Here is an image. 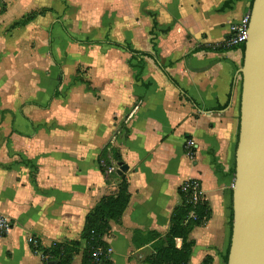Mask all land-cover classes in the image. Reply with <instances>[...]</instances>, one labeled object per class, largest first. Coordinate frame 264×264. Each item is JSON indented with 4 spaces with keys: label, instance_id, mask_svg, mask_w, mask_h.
Masks as SVG:
<instances>
[{
    "label": "crops",
    "instance_id": "0c3cea01",
    "mask_svg": "<svg viewBox=\"0 0 264 264\" xmlns=\"http://www.w3.org/2000/svg\"><path fill=\"white\" fill-rule=\"evenodd\" d=\"M23 1L16 0L15 7ZM250 1L126 0V8L136 11L125 16L126 26L137 21L139 25L119 43L153 53L158 62L131 58L117 48L125 63L128 59L145 63L143 69L139 67L140 83L132 87L123 83L118 69L100 98L78 100L76 109L55 101L60 95L51 97L61 84L45 101L20 107L19 117L28 122L29 131L23 136L8 132L9 150L0 147V216L12 223L0 236V264H38L29 236L43 248L79 240V253L71 264H82L84 242L79 237L85 217L102 197L115 195L122 180L127 183L129 202L120 223L110 222L104 241L113 264H145L134 254L147 251L150 244L134 246L133 232L140 231L141 240L150 233L164 237L174 208L181 204L178 189L194 179L200 182L210 217L189 234L193 247L188 264H203L206 259L207 264H224L242 53L239 48L210 51L207 47L225 46L229 25L249 10ZM22 5V9L27 6ZM37 7L31 9L45 11L40 18L51 12L48 6ZM105 104L108 110L97 120L102 129L86 132L80 115L94 117ZM11 117L15 122L14 113ZM112 121L123 122V134L112 131ZM52 123L54 128H48ZM110 139L118 163L128 166L124 179L115 171L116 177L106 181L100 170L98 158ZM175 244L179 247L181 241L176 239Z\"/></svg>",
    "mask_w": 264,
    "mask_h": 264
},
{
    "label": "rangeland",
    "instance_id": "374dc122",
    "mask_svg": "<svg viewBox=\"0 0 264 264\" xmlns=\"http://www.w3.org/2000/svg\"><path fill=\"white\" fill-rule=\"evenodd\" d=\"M26 1L15 7L16 0H0V147L7 150L11 146L8 132L23 136L29 131L28 122L19 117L20 107L27 102L45 101L57 84L59 71L62 82L55 101L75 106L78 100L100 98L102 88L113 80L112 73L118 69L123 83L130 87L139 84V67H145L144 62L135 59L125 63L119 49L113 46L84 43L103 41L107 32L110 39L118 42L132 35L139 24L135 19L137 23L126 26L125 16L136 15L134 8H126V0H32L29 4ZM23 3L27 6L22 9ZM36 6H48L51 12L26 25V15L40 11L31 9ZM99 110L91 118L84 112L80 115L86 132L102 129L97 120L108 105ZM11 113L16 116L15 122ZM112 125L113 132L123 134V122L112 121ZM54 126L52 123L48 128ZM186 145L189 147L188 141ZM101 152L98 164L104 179L110 181L118 168V155L111 139Z\"/></svg>",
    "mask_w": 264,
    "mask_h": 264
},
{
    "label": "water",
    "instance_id": "95a60500",
    "mask_svg": "<svg viewBox=\"0 0 264 264\" xmlns=\"http://www.w3.org/2000/svg\"><path fill=\"white\" fill-rule=\"evenodd\" d=\"M226 264H264V0H253L244 41ZM128 166L118 163L124 179ZM52 264V263H50Z\"/></svg>",
    "mask_w": 264,
    "mask_h": 264
},
{
    "label": "trees",
    "instance_id": "16d2710c",
    "mask_svg": "<svg viewBox=\"0 0 264 264\" xmlns=\"http://www.w3.org/2000/svg\"><path fill=\"white\" fill-rule=\"evenodd\" d=\"M252 1L249 3V11L251 9ZM44 10L38 11L36 14L33 12L26 15L25 22L34 20L37 16L43 15ZM155 26V24H154ZM62 30L65 29L62 27ZM88 44H102L120 48L127 53L131 54V58L137 57H148L154 60L158 64L157 58L153 53L146 51H139L129 43H119L112 41L105 36L103 41H85ZM232 48H239L242 53L244 52V44L238 47H226V46H209L207 47L210 51H223ZM159 69L164 73L167 79L177 88L178 84L173 78H171L165 69L158 65ZM59 77L57 80V86L61 84L62 72L59 71ZM60 95L57 89L54 90L51 95L52 98ZM236 148V146H235ZM192 153V152H191ZM235 165L233 164L231 173L234 175ZM178 194L181 198V204L174 208L170 217V226L168 232L164 237H159L152 233L148 234L149 238L141 240L143 235L140 231H134L132 242L134 246L140 247L143 244H150L147 251H140L135 253L134 257L141 263L145 264H188L193 243L189 240V234L196 226L204 225L210 217V209L208 204L203 201L196 204L188 202L190 196L189 192H182L178 189ZM232 195V190L231 194ZM130 195L127 190V183L122 180L117 187L115 195H107L102 197L94 208L86 215L83 228L80 233V240L84 242V249L82 252V264H113L109 259V254H105V251L109 249L108 244L104 241V237L110 231V222L115 224L120 223L121 216L126 209L129 202ZM231 199V196H230ZM190 212L195 214V218L187 219ZM231 222H232V208L230 204V229L229 239L226 252L223 256V263H227V256L230 244L231 235ZM179 239L181 244L179 247L176 246L175 240ZM80 243L79 240H68L62 243H55L48 248H41V252L44 255H48V260L45 264H71L73 257L79 253ZM97 249L103 250L100 255L95 256L94 253ZM208 259L204 260L203 264H207Z\"/></svg>",
    "mask_w": 264,
    "mask_h": 264
},
{
    "label": "built area",
    "instance_id": "2783aa9c",
    "mask_svg": "<svg viewBox=\"0 0 264 264\" xmlns=\"http://www.w3.org/2000/svg\"><path fill=\"white\" fill-rule=\"evenodd\" d=\"M249 17H250V11L246 12L238 21L233 22L229 25L228 36L224 40V45L226 47H238L241 44H244V41L247 37V28H248V23H249ZM187 155L189 157H191L192 153L189 151V152H187ZM180 190L182 192H189L190 193V196L188 198V202H190L192 204L203 202L201 185H200V182L198 180L194 179V180L185 181L180 186ZM189 218H195V214L193 212H190L187 219H189ZM11 227H12L11 221L0 216V233L1 234L7 233L11 229ZM28 245H29L32 253L39 257V263L38 264H45L46 261L48 260V255H44L41 252V248H43V247L41 246L40 241L36 237L29 236ZM52 245H55V243H53ZM102 251L103 250H101V249H97L96 252L94 253V255L98 256L101 254ZM109 253H110V248L105 251V254H109Z\"/></svg>",
    "mask_w": 264,
    "mask_h": 264
}]
</instances>
